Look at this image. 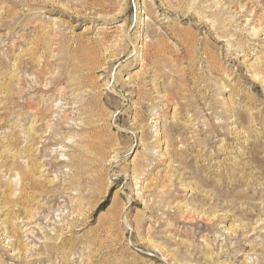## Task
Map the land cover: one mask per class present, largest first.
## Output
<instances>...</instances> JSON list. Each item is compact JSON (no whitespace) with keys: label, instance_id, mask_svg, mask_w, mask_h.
I'll list each match as a JSON object with an SVG mask.
<instances>
[{"label":"rangeland","instance_id":"374dc122","mask_svg":"<svg viewBox=\"0 0 264 264\" xmlns=\"http://www.w3.org/2000/svg\"><path fill=\"white\" fill-rule=\"evenodd\" d=\"M0 264H264V0H0Z\"/></svg>","mask_w":264,"mask_h":264},{"label":"bare ground","instance_id":"6f19581e","mask_svg":"<svg viewBox=\"0 0 264 264\" xmlns=\"http://www.w3.org/2000/svg\"><path fill=\"white\" fill-rule=\"evenodd\" d=\"M33 106H35V105L32 104V107H33ZM35 107H36V106H35ZM67 118H68V117L66 116V119H67ZM175 253H176V252H175Z\"/></svg>","mask_w":264,"mask_h":264}]
</instances>
